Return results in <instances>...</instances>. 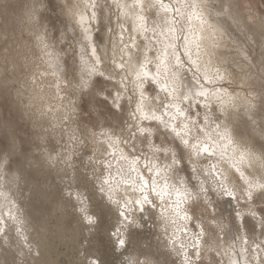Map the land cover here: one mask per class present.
<instances>
[{"label": "rangeland", "instance_id": "rangeland-1", "mask_svg": "<svg viewBox=\"0 0 264 264\" xmlns=\"http://www.w3.org/2000/svg\"><path fill=\"white\" fill-rule=\"evenodd\" d=\"M93 1L95 0H0V141H7L9 136L15 135L18 143L24 142L25 148L29 150V159H32L33 155L39 154L35 144L40 143L41 136H44V147L55 148L56 153L70 157V166L60 164L57 167L49 168L47 165L41 167L36 164L33 166L24 164L22 175L18 173L21 179L19 180L27 182V185L23 184L24 188L28 187L29 193L36 192L37 198L32 200V206L37 212L43 214L46 220L42 223L45 228L43 234H37L33 239L41 242L42 236L45 235L43 240L46 244L44 247L38 248L40 258L35 257L34 253L29 255L28 252L22 257L20 244L17 242L18 239H15V237L17 238L16 229H13L15 235L12 237V241L5 245L6 251L1 252L0 250V254L4 253L3 257L7 260L0 259V264H12L13 260L16 261V264H24L25 261L27 264H37V260H39V264H87V261L92 257H99L104 261V264H126V256L129 254L121 255V251L113 252L109 242V234L114 227L118 226L119 217L115 206H107L106 201L102 202L99 192L96 190L98 181H95V176L101 175L102 165L101 179L107 178L113 185H118L115 198H135L139 192H136V196H134L135 194L130 188L138 189L143 186L142 182H147L148 188L145 191L149 193V198L156 205L155 207L145 206L147 212L143 213V219H140L139 211L134 213L140 227L131 230L134 233L133 245L138 246V251L131 252V255H138L139 250H143L149 254L154 264H181L183 257L176 254L172 247L173 244L170 242L174 241L178 249L183 245L181 250L191 257L192 264H229L227 255L231 252L235 253L234 256L237 254L235 258H239L236 259L239 263H242V258H244L247 264H260V261L264 260V235H262L259 217L256 219L249 217L246 226L241 227L237 232L231 224L234 208H238L237 202L235 200L229 202L226 197L214 195L215 214L217 219L222 220L226 225L224 232L217 229L214 234L208 230V213L202 206L197 207L193 212L190 202L180 203L183 194H178L177 189L180 191L185 186L191 189V185L199 182H205L208 187H215L212 176L208 175L212 165H216L221 170L230 169L232 164L230 158L225 154L221 159L220 149H217L218 154L214 157L209 159L202 157L198 165H192L186 161L183 171L173 172L167 169L170 161L165 160L159 153H154L148 143L142 142V138L128 140L127 143L118 142L115 147H109L110 141L106 135L102 134H111L109 124L116 127L117 136L121 139L128 137L127 124L124 125L122 133L120 125L123 122H133L129 113L136 107L138 93L133 95L134 86L132 84H127V91L121 100L123 108L115 111V115L105 109L106 120H101L98 127L93 129L81 119V117L87 118L83 111L84 104L80 99L79 92L74 89L75 81L73 86H69L68 81L71 76H65L64 73L75 68L78 78L82 50L86 49L90 56L92 48L89 42L92 43V41L83 39L84 28L80 27V23L76 19L77 14L75 17L72 16L69 5L72 9H76L78 4L86 6L83 14H86L85 16L90 20L93 12L91 13L92 7L89 6ZM102 1L110 5V19L106 18V20L101 16L102 25L97 21H94V24L92 21V23L86 24L89 32L98 27L96 24L99 25V29L92 31L95 35L92 34L94 38H91V40L97 39L95 40L97 55L104 59L105 64L110 65L113 58L119 61L120 49L134 40L136 47L132 48L131 52L137 53L135 55L139 54V56L141 54L140 59L144 58L145 54L152 59L153 63L148 66V69L155 74L157 69L154 56L167 44L166 37L160 34L162 27L160 19L156 16V12L159 10L146 8L143 11L146 16L147 31L138 33L132 29L130 21L124 15L121 16L123 10L117 6V4L120 5L119 0L117 2L114 0ZM132 1L130 4L135 5L136 2ZM164 2L170 3L175 0H164ZM226 3L228 9L231 5L232 15L235 14L238 17L237 24H239L241 32L244 33L242 35L243 43L234 44L232 40L224 39L223 43L227 47L221 48L220 51L228 53L226 59L229 62L227 63L231 62L229 80L236 91L240 92L237 85L241 79L251 78L257 84L259 83L261 65H264V22H262L264 21V0H218L217 5L221 7ZM33 8L37 10L35 16L32 15ZM171 16L172 12L169 11L167 17L171 19ZM194 23L196 22L194 21ZM91 24L94 28L92 26L90 28ZM153 31H155V35ZM38 37L43 38L48 44L45 51L51 53L53 58L58 56L60 74L54 73L58 69L55 58L53 61H49L47 56H44L43 60L39 58L42 56V45ZM250 38L255 41H251ZM177 43L179 45L177 55L186 61L187 57L183 56V44L182 42ZM127 51L125 49L123 53L126 59L128 58ZM237 51L246 52V55L249 56L247 63L242 62ZM206 58L208 59V57ZM170 59L171 64L174 65L175 58L170 57ZM45 61H49L53 66L49 67ZM181 70L184 77H193L192 80L196 81L193 70H187L186 64L181 66ZM159 71L161 73L159 78L167 77L168 80L167 74H169L168 71L171 73L172 68L161 66ZM197 75H202V72ZM101 82L103 83V81ZM226 83V81L218 82L208 84L206 87L213 89ZM108 87L110 90L112 89L111 84H108ZM145 87L148 97L157 94V86L146 83ZM169 89H171L170 86ZM74 91L75 94H73ZM159 95L163 98L164 93L161 92ZM240 95L243 96L244 93L240 92ZM129 96L132 97L131 102H129ZM73 103L79 105L75 111H72ZM145 103L147 107H157L151 100H146ZM253 103L255 107L253 114L251 113L252 117L241 112L243 110H238V114H234L232 117V126L235 129L236 139L248 140L249 145L259 152L261 144H264V139L259 134L260 125L264 123V110L261 108L258 95ZM195 111L196 109L193 107V112ZM199 111L202 118L204 109L201 108ZM157 115H160V111H157ZM170 115L171 113H169ZM169 116H165V119H169ZM191 119H195V116ZM182 120V117H178L171 123L176 124ZM148 123V121L144 122L145 125ZM85 127H87V133L82 131ZM214 128L215 125L210 118L200 139L205 138L206 132H214ZM93 132H95V136L92 135ZM192 135H196L195 129L192 130ZM117 136H113L112 139L116 140ZM166 139L170 142L172 136L164 134L162 130L155 131L152 137L153 142L157 145L165 142ZM209 142L212 143V140ZM121 154L127 156L128 159H121ZM238 161L239 156L236 155L235 162L239 164ZM243 165L245 178L230 169L233 171V175L230 176L233 184L243 185L245 180L253 178L249 172L254 170L249 169L247 164ZM130 167H134L135 171H130ZM193 167L202 168L204 173L202 174L200 171L194 173ZM15 169L16 165H13V171ZM258 176L259 173H257V178ZM124 178L129 182L127 185L129 189L125 186ZM179 178H183L186 184L180 185ZM84 183H87L86 195L91 192L95 193L93 200H85L88 209L90 211H98L101 207L104 209L98 229L94 228L92 231L82 227L78 211L79 205L74 199L70 201L67 196L69 191L73 193L77 190L85 191ZM130 183L134 186H130ZM7 184L9 183L7 182ZM152 187H155L158 192L164 193L163 199L150 192ZM178 203L179 207H177ZM257 203L259 204V202ZM183 208L188 209V214L192 219L184 220L176 215V212ZM211 211L213 209L210 208L209 212ZM46 223L48 227H45ZM12 225L17 228L16 225ZM201 227L205 228L202 234ZM30 232L32 231L30 230ZM217 236L220 239H217ZM245 241L247 242L245 243ZM38 242L35 243V247ZM257 244L262 246L257 248ZM32 246L34 249V245ZM197 252L199 256L196 255ZM30 256L33 259H30ZM140 259H144V257L140 256Z\"/></svg>", "mask_w": 264, "mask_h": 264}, {"label": "snow or ice", "instance_id": "snow-or-ice-1", "mask_svg": "<svg viewBox=\"0 0 264 264\" xmlns=\"http://www.w3.org/2000/svg\"><path fill=\"white\" fill-rule=\"evenodd\" d=\"M114 2H117V0H114ZM117 6L119 5L117 4ZM92 7L95 8L96 5L93 3ZM134 7H138L141 12L147 8L157 9L165 14V16L160 18V26L162 27L160 34L166 37L167 44L154 56L157 72L153 75L148 70V66L153 63V60L146 54L143 61L137 55L136 64L133 65L131 63V49L136 47L134 40L120 49L119 61L113 58L110 65L105 64L104 59L97 55L95 47H92L91 54L87 60L84 57L88 56L89 53L86 49L82 50L78 78L75 68L69 69L64 73L65 76H71L68 81L69 86H73L75 81L74 89L79 92L80 99L84 104L83 111L86 113L87 118L81 117V119L93 129L98 127L101 120H106L105 109L115 115V111L123 108L121 100L127 91V84H132L134 86L133 95L138 93L136 107L129 113L133 122H123L120 125V132L122 133L124 125L127 124L128 137L121 139V137L117 136L116 127L109 124L111 134L102 133L110 141L109 147H115L118 142L127 143L128 140L142 138V142L148 143L154 153H159L165 160L170 161L167 169L173 172L183 171L186 161L192 165H198L202 157L209 159L216 156L217 149H220L219 155L223 159L225 152L232 148L234 156H239L238 163L243 165L247 161V167L254 170L249 172V175L253 178L245 180L243 185H236L232 183L230 178L233 175L231 170L240 173L242 178L244 176L237 163L231 164V170L228 168L221 170L216 165H212L208 175L212 176L215 187H208L205 182L193 184L191 189L185 186L183 188V199L180 203L190 202L193 212L197 207L202 206L204 211L208 213V230L215 234L217 229L224 232L226 225L222 220L217 219L214 211L213 196L226 197L229 202L235 200L238 208H234V216L231 220L232 226L239 232L241 227L246 226L249 217L253 219L259 217L262 235H264V144H261L259 152H257L249 145L248 140L243 138L236 139L235 129L232 127V117L234 114H238V110H243L245 113H253L255 107L253 100L257 95L261 101V108L264 110V65H261L262 71L259 75L258 84L251 78L240 80L237 87H239L240 92L244 93L241 96L240 92L236 91V88L232 86V82L229 80L231 75L229 72L230 65L226 61L228 53L220 51L221 48L227 47L223 43L224 34L227 31L225 25L231 27L230 21L237 19L231 13V5H229L228 10L221 6L217 10L216 17H213L210 11L212 7L210 0H175V2L170 3H165L164 0H136ZM69 11L73 17L76 16L77 13L70 5ZM169 11L172 12L170 20L165 18ZM36 12V8H33L32 15L35 16ZM95 15V12H93L92 19H95ZM137 19L140 23L135 30L138 33L146 32L145 17L138 15ZM210 20L212 21L211 23L209 22ZM79 23L82 25L84 23L82 14L80 15ZM153 34L155 35V31H153ZM38 39H40V44L42 45V56L39 58L43 60V57L47 56L49 61L53 60L51 53L45 51L48 48V44L43 38L38 37ZM83 39H89L87 28L83 29ZM177 42H182L183 44V56L187 57L186 61L180 55H177L179 50ZM125 49L129 52L127 59L123 54ZM169 49H171V52H169ZM194 53L195 59L193 58ZM237 55L241 57L242 62L247 63V57L243 56L240 51H237ZM204 56L208 57V59L204 60ZM170 57H174L176 61L172 66L173 79L175 78V73L179 72L181 66L185 64L187 65V70H193V75L196 76V85L189 86L179 96L174 95L175 88L170 91L169 84L166 82L167 77L165 82L158 79L161 74L159 69L162 65L171 63ZM49 61H45V63L52 67L53 65ZM56 67L59 68L58 58L56 59ZM201 72L202 75H197ZM117 78L119 79L117 80ZM225 81L227 83L220 84L218 88L209 89L206 87L208 84ZM146 83L157 86V94L155 96L148 97L146 95ZM108 84L112 85L111 90ZM230 88L231 91H229ZM75 91L73 94H75ZM161 92L164 93L163 98L159 95ZM128 99L131 102L132 97L129 96ZM146 100H151L157 107H147ZM77 107L79 105L73 103L72 111H75ZM146 107L147 111L145 110ZM193 107L196 109L195 112H193ZM201 108L204 109L202 118L199 111ZM157 111H160V115H157ZM169 113H171L170 116ZM165 116H169V119L166 120ZM193 116H195V119H191ZM178 117H182L183 120L176 124L171 123V121L177 120ZM210 118L215 125L213 129L215 138L208 137L202 140L200 135L204 133ZM145 121L149 123L145 125ZM193 129L196 130L195 136L192 135ZM161 130L164 134H171L172 140L169 142L166 139L165 142L157 145L153 142L152 137L155 131ZM82 131L87 133V127L82 129ZM259 134L264 139V123L260 125ZM92 135L95 136V132ZM113 136H117V139L113 140ZM44 139L45 137L41 136L40 143L35 144L39 154L33 155L32 159H29V150L25 148L24 142L20 141L18 143L15 135L9 136L7 141H0V174L9 176V184L19 181L20 175L18 173L22 175L24 164L29 166L36 164L41 167L47 165L49 168L57 167L60 164L69 165L70 157L56 153L55 148L48 149L44 147ZM209 139H212V143H209ZM234 145L236 147H233ZM120 158L123 160L128 159L123 154H121ZM13 165H16L15 171H13ZM101 167L100 176H95L94 172L95 181H98L96 190L99 192L102 202L106 201L107 206H115L119 217L118 226L114 227L109 234L112 251H121V255L128 253L126 264H154L149 254L143 250H139L138 255H131V252L138 251V246L133 245L134 233L131 230L140 227L134 213L139 211L141 214L140 219H143V213L146 210L145 206H156L155 202L149 198V193L145 191L148 188V183L145 182L138 189L131 188L134 194L139 192V195L135 198L121 197L117 199L115 197L118 185H113L107 178L101 179L103 165ZM110 167L111 165L109 164ZM130 171H135V168L130 167ZM192 171L194 173L197 171L204 173L202 168L198 169L197 167H193ZM257 173H259L258 178ZM124 183L128 184V181H124ZM178 183L183 186L186 181L183 178H179ZM83 187L85 191L77 190L75 193L69 191L67 196L70 201L74 199L79 205L78 211L82 227L92 231L94 228L98 229L104 209L103 207L98 211H90L88 209L85 205V200H93L95 193L91 192L86 195L87 183H84ZM177 191L179 190L177 189ZM150 192L163 199L164 193L162 191L158 192L155 187H152ZM0 195H3V193H0ZM73 207H76V205H73ZM177 207H179V203ZM210 208L213 211L209 212ZM180 212H183V216L180 215ZM176 215L184 220L192 219L188 214L187 208L180 209V211L176 212ZM8 218L14 225L23 223L12 211H9ZM0 224H8V220L0 216ZM20 230L19 227L16 228L18 233ZM204 231L205 228L201 227V234ZM6 236V229L0 228V237ZM217 239H220V237L217 236ZM170 242L173 244L176 254L183 257L181 264H192L191 257L181 250L183 245L177 249L175 248V242ZM261 246V244L256 245L257 248ZM33 253L35 257L40 255L38 250H34L29 246L28 254L33 255ZM196 255L199 256V253L197 252ZM140 256H143L144 259H140ZM12 264H16V261L13 260ZM24 264H27V261ZM37 264H39L38 260ZM87 264H104V261L99 257H92L87 261ZM232 264H237V262H232ZM260 264H264V260L260 261Z\"/></svg>", "mask_w": 264, "mask_h": 264}, {"label": "bare ground", "instance_id": "bare-ground-1", "mask_svg": "<svg viewBox=\"0 0 264 264\" xmlns=\"http://www.w3.org/2000/svg\"><path fill=\"white\" fill-rule=\"evenodd\" d=\"M135 2H136V0H134ZM97 2V3H96ZM99 2V0H95V1H93V3L96 5V7L95 8H93L92 7V4H90V6L89 7H92L91 9H89V10H91V13L92 12H95V19H90V20H88L87 18L88 17H86L85 15L86 14H83V12H84V9H85V7H83V5H81V4H78V6H76V9H73L76 13H77V16H76V19H77V21H79L80 20V15L82 14L83 16H84V23H83V25L82 24H80V27L81 28H87V26H86V24H88L89 22L90 23H92L93 22V24H94V21H97L98 22V24H100V25H102V17H104L105 19L106 18H108V19H110V17H109V15H111L110 14V5L108 4V3H103V1L102 0H100V3H98ZM119 2H120V7H121V9L123 10L122 11V17H123V15L130 21V24H131V27H132V29L133 30H135L137 27H138V25H139V23H140V21L137 19V17H138V15H143L145 18H146V16L144 15V13L143 12H141L140 11V9L138 8V7H134V5H131L132 4V0H119ZM210 2H211V4H212V7L210 8V11H211V13H212V16L213 17H216V13H217V10L220 8L218 5H217V3H218V0H210ZM131 3V4H130ZM224 7V9L225 10H228V7H227V3H226V5L225 6H223ZM75 8V7H74ZM88 8V7H87ZM86 12V11H85ZM88 13H90V12H88ZM91 15V14H90ZM90 15H88V16H90ZM92 16V15H91ZM102 16V17H101ZM156 16L158 17V19H160L161 18V16H165V14L162 12V11H157L156 12ZM233 16H235L237 19H238V17L234 14ZM240 17V16H239ZM166 19H169L167 16L165 17ZM207 18V17H206ZM98 19V20H97ZM240 19H241V17H240ZM107 20V19H106ZM170 20V19H169ZM92 21V22H91ZM87 22V23H86ZM210 23L212 22L211 20L209 21ZM237 20H235V21H230V24H231V27H228L227 25H225V28L227 29V31L225 32V34H224V39H230V40H232L233 41V43L234 44H241V43H243L242 42V35L244 34V33H242L241 32V29H240V27H239V24H237ZM262 22H264V21H262ZM89 23V24H90ZM93 24H91L90 25V28H91V26L93 27ZM96 26H98L96 29H99V25H97L96 24ZM95 26V27H96ZM236 26H238V28H236ZM101 27H103V26H101ZM256 27V26H255ZM89 28V29H90ZM94 28V27H93ZM96 29H94V31L96 30ZM93 29L91 30V32H89L88 31V36H89V40L90 41H92V43L91 42H89L90 43V45H91V48L92 47H95L96 45H97V43L95 42V40H97V39H92L91 40V38H94V36L93 35H95V34H93ZM259 31V30H258ZM99 32V31H98ZM135 32H136V30H135ZM93 34V35H92ZM92 35V36H91ZM97 35V34H96ZM197 35H199V33H197ZM99 36V35H98ZM99 38V37H98ZM250 40L251 41H253V39H251L250 38ZM255 41V40H254ZM253 41V42H254ZM95 43H96V45H95ZM102 45V44H101ZM238 47V46H237ZM96 48V47H95ZM126 54H127V56H129V52L127 51L126 52ZM135 54H137V53H135ZM134 53H132L131 52V56H132V59L133 60H131L132 61V63L133 64H136V60H134V59H136V57H137V55H135ZM242 54H244V56H246L247 57V59L249 60V56L248 55H246V52L245 51H242ZM139 55V54H138ZM228 56V55H227ZM58 57V56H57ZM57 57L54 59V60H56L57 59ZM139 57H141V54H140V56ZM85 58H87V59H89V56H85ZM193 58H195V53L193 54ZM230 58V57H229ZM86 59V60H87ZM143 59L144 58H141L140 60L141 61H143ZM203 59L205 60V59H207L206 57H203ZM227 60V59H226ZM53 61V60H52ZM227 62H229L228 60H227ZM231 63V62H230ZM230 63H229V65H230ZM162 66H164L165 68H172V71H171V73L168 71V73L169 74H167V76H168V80H166V77H165V79H161V78H159L158 77V79L159 80H161L162 82H165V80H166V82L169 84V86L171 87V89H170V91L172 90V88H175V92H174V95L175 96H179L180 95V93L182 92V91H186L187 90V88L189 87L188 85H192V86H195L196 85V81H193L192 80V78L193 77H184V75L182 74V70H180L179 72H177V73H175V78L173 79L172 77H173V64H171V63H169V64H166V65H162ZM232 66V65H231ZM235 67H236V65H235ZM56 69V68H55ZM60 69L61 68H58V69H56L55 71H54V73L55 74H60ZM149 70V69H148ZM150 71V70H149ZM150 73L151 74H153L154 75V73L152 72V71H150ZM207 88H209V87H207ZM218 88V87H217ZM209 89H211V88H209ZM241 111V110H240ZM241 112H244V111H241ZM243 114H245V113H243ZM247 115H252L251 113H246ZM252 117V116H251ZM239 118V117H238ZM250 118V117H249ZM237 123V122H236ZM233 125V124H232ZM233 127V126H232ZM208 137H211L212 139H214L215 138V132H206V135H205V138H208ZM204 138V139H205ZM236 138V137H235ZM212 139H210V140H212ZM209 140V141H210ZM210 143V142H209ZM223 143V142H222ZM233 147H236L235 145L233 146ZM218 154V153H217ZM225 154L230 158V162L231 163H236L235 162V156H234V152H233V149L232 148H229L226 152H225ZM244 164H247V161H245V163ZM237 166L238 167H240V171L241 172H243L244 173V178H245V169H244V165H241V164H237ZM240 174V173H239ZM7 175H4V174H0V193H3V195H0V216H2L5 220H8V224H0V228H5L6 229V231H7V236L6 237H0V245H2V246H0V250H1V252L3 251V252H5L6 251V247H5V245H7L8 243H10L11 241H12V237H14V235H15V233L12 231L13 229H16V227H13V225H12V223H11V221L9 220V218H8V213H9V211H12V213L13 214H15V215H17L19 218H20V220H22L23 221V223L22 224H19V225H16L17 227H19L21 230H20V232L18 233L17 231H15L16 232V235H17V238L15 237V239H18L17 240V242L20 244V247H21V251H20V253H21V256L23 257L24 255H25V253H27L28 252V247L29 246H31V247H33L32 245H34V250L36 249V250H39L40 249V247H44V245L46 244L45 242H44V240H43V238L44 237H46L45 235H44V237L42 236V238H41V242H38V241H35L34 239H33V237L34 238H36V235L37 234H40V235H42L43 234V231L45 230V228H44V225L42 224L43 222H45L46 220H45V218H44V215L43 214H40L39 212H37V210L36 209H34L33 208V206H32V200L33 199H35V198H37L36 196V192H28V187L27 188H24L25 186L23 185V184H25V185H27L26 183V181L24 180H22V181H18L17 183H14V184H12V185H10V184H7V182H8V180H7ZM126 177V176H125ZM128 179V178H127ZM6 180H7V182H6ZM124 181H125V178L123 179ZM130 181V180H129ZM23 182H25V183H23ZM131 182V181H130ZM143 184H144V182H142ZM142 183H141V185H142ZM128 184H129V182H128ZM128 184H126L125 186H127ZM168 185H170V183H167ZM132 185V183H130V186ZM28 186H29V184H28ZM132 186H134V185H132ZM14 189H13V188ZM30 187H31V185H30ZM29 187V188H30ZM124 187V186H123ZM127 188H128V186H127ZM184 188V187H183ZM14 191H13V190ZM26 189H27V191H26ZM129 189V188H128ZM33 190V189H32ZM130 190H131V188H130ZM129 190V191H130ZM30 191V190H29ZM39 193V192H38ZM133 193V192H132ZM178 194H183V189L181 188L180 189V191H178L177 192ZM138 195V194H137ZM38 196H39V194H38ZM134 196H136V193H135V195ZM6 197V198H5ZM36 200V199H35ZM86 205V204H85ZM145 212H147V211H145ZM181 214V216L183 215V213H180ZM136 215V214H135ZM176 218H177V216H176ZM48 222V221H47ZM46 225H47V223H46ZM45 227H48V225L47 226H45ZM56 229V228H55ZM30 230L32 231V232H30ZM46 232V231H45ZM48 232H50V231H48ZM41 237V236H40ZM40 237H39V239H40ZM38 239V238H37ZM45 239V238H44ZM33 240L35 241V243L36 242H38L37 244H36V247H35V243L33 242ZM46 240H47V238H46ZM45 240V241H46ZM201 240V239H200ZM199 240V241H200ZM182 243V242H181ZM47 244H49V243H47ZM177 244V243H176ZM46 246H48V245H46ZM173 247V246H172ZM241 247V246H240ZM39 248V249H38ZM175 248H177L178 249V247H177V245L175 246ZM180 248V247H179ZM42 249H44V248H42ZM174 249V248H173ZM183 249V248H182ZM239 249V248H238ZM42 251H44V250H42ZM47 251V250H46ZM175 251V250H174ZM184 251V250H183ZM230 251V250H229ZM176 252V251H175ZM243 252V251H242ZM3 254L4 253H2V254H0V259L1 260H7V259H5V257H3ZM234 254L235 253H233V252H231L230 254H228L227 256H228V258H229V264H232V262H238L237 264H247V263H245V259L244 258H242L243 259V261L241 260V258H240V261H242V263H239V261H236V259L237 258H235V256L237 255H235L234 256ZM5 255V254H4ZM28 255V254H27ZM238 256H240V255H238ZM242 257V256H241ZM244 257V256H243ZM27 258V257H26ZM28 258H29V256H28ZM33 259V257H31L30 256V259ZM39 258H40V256H39ZM38 258V259H39ZM43 258V257H42ZM239 259V258H238ZM237 259V260H238ZM39 261V260H38ZM227 261V260H226ZM247 262V261H246ZM40 263V262H39ZM228 264V263H227Z\"/></svg>", "mask_w": 264, "mask_h": 264}]
</instances>
